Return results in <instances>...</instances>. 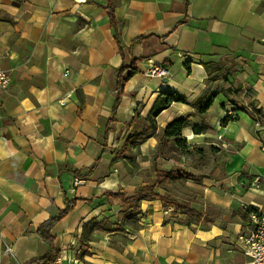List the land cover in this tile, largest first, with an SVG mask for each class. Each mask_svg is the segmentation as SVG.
I'll return each mask as SVG.
<instances>
[{
	"label": "crops",
	"instance_id": "obj_1",
	"mask_svg": "<svg viewBox=\"0 0 264 264\" xmlns=\"http://www.w3.org/2000/svg\"><path fill=\"white\" fill-rule=\"evenodd\" d=\"M110 1L119 42L108 0H0V65L12 77L0 92V264L48 253L38 229L69 206L51 228L54 264L243 263L240 236L250 214L264 212V115L233 112L222 93L206 114L207 131L184 129L191 148L200 149L179 163L195 177L168 175L157 185L201 211L200 219L160 199H143L136 210L104 194L130 195L154 181L155 169L137 187L115 172L121 130L135 115L147 116L164 91L186 102L160 112L158 131L194 111L192 102L209 93L204 63L224 53L242 60L236 78L264 111V0ZM151 65L168 74H148ZM227 114L238 117L222 125ZM146 142L155 147L158 139ZM204 154L212 158L207 170L195 161Z\"/></svg>",
	"mask_w": 264,
	"mask_h": 264
},
{
	"label": "trees",
	"instance_id": "obj_2",
	"mask_svg": "<svg viewBox=\"0 0 264 264\" xmlns=\"http://www.w3.org/2000/svg\"><path fill=\"white\" fill-rule=\"evenodd\" d=\"M108 12L110 15L111 26L114 29V34L119 42V32L117 29L118 20L114 13V8L111 1L108 0ZM243 66V61L237 56L231 53H224L221 55L218 61H211L204 63V67L208 74V94L204 97H200L192 102L194 111L189 112L183 116H178L172 119L161 132L158 131L156 118L164 109L168 108L173 102L180 101L186 102V99L176 92H162L160 96L154 101L149 114L144 119L149 120L148 124L138 122L134 126V134L140 137L142 142L152 136H157L158 143L156 145V159L162 157L166 160H170L172 164L170 168L163 169L155 163L156 178L151 184H144L139 186L130 195H127L124 191H108L104 195L107 197L120 199L123 204L129 205L134 209H138V203L143 199H160L164 205H171L177 209L183 210L188 215L195 216L200 219L203 215L202 212L193 208L188 202L177 201L171 198L169 195L160 194L157 190V185L168 175L175 176L176 174L186 178H194L195 175L190 173L186 168L181 167L177 163L173 162L169 154L171 152H179L181 155L191 154L193 148L187 143V138L184 136V129L192 126V130L196 134L203 133L210 128V125L206 122V114L208 109L212 105L215 97L222 93L229 101L235 106L233 112L239 110L249 113L253 118L264 115L263 109L258 107L257 100L254 93L251 92V87L238 82L236 73H238ZM132 70H136L132 66ZM126 66H122L118 70L117 83L119 85V91L116 96V100L113 106V112L115 113L116 108L119 104L120 96L123 92L122 85L125 81L124 71ZM244 92V93H243ZM199 115L202 119L201 124H193L192 116ZM138 116V115H136ZM238 116L236 114L225 115L220 123L222 125L229 121L235 120ZM114 118H112L113 120ZM133 135L129 136L131 142H135L136 138L133 139ZM180 159V157L178 158ZM179 161V160H178ZM71 208L69 206L66 210L61 211L58 215L45 221L38 229V235L48 244L49 251L45 255L31 261L27 264H54L58 258V250L54 246V239L51 235V228L54 223L64 216L67 211ZM205 220L210 221L209 218Z\"/></svg>",
	"mask_w": 264,
	"mask_h": 264
},
{
	"label": "rangeland",
	"instance_id": "obj_3",
	"mask_svg": "<svg viewBox=\"0 0 264 264\" xmlns=\"http://www.w3.org/2000/svg\"><path fill=\"white\" fill-rule=\"evenodd\" d=\"M146 117V115H145ZM135 125H137L138 122H142L145 124L149 123V120L144 119L143 115H138L134 117L133 120ZM130 123V125L132 124ZM130 125H126L122 128L121 134L123 136L122 143L116 144V146L113 149V158H112V164L115 168V172L119 174V177L123 180L125 186H127V183L131 187H137L139 184L146 183V181H149L151 179L152 173L155 169V163L157 162L156 159V146L152 147L148 142H146V139L142 142L140 137H137L134 134V130L131 128ZM158 128V127H157ZM132 129V130H131ZM162 131V128L159 129V132ZM133 135V139L136 138L135 142H131L129 136ZM156 139L157 136H154ZM188 143V142H187ZM191 149V145L188 144ZM203 150H209L210 146L206 144H201ZM200 149L196 146L193 148V150ZM172 158H174L172 161L180 165L178 159L179 152L174 151L169 154ZM190 157V156H188ZM187 156L184 159L183 164H186L191 161V157L188 158ZM194 160V158H193ZM198 160V164L201 165V167L204 170H207V167L211 165L212 158L211 156H208L204 154L203 156L197 155L195 158V161ZM161 161V160H160ZM159 166L166 167L162 164H159Z\"/></svg>",
	"mask_w": 264,
	"mask_h": 264
},
{
	"label": "built area",
	"instance_id": "obj_4",
	"mask_svg": "<svg viewBox=\"0 0 264 264\" xmlns=\"http://www.w3.org/2000/svg\"><path fill=\"white\" fill-rule=\"evenodd\" d=\"M148 74L166 76L168 69L164 66L151 65ZM11 81L10 72L0 65V92L7 90ZM249 224L247 233L240 236L243 254L246 257L241 264H264V212H252ZM7 251L11 252V249L8 248Z\"/></svg>",
	"mask_w": 264,
	"mask_h": 264
}]
</instances>
